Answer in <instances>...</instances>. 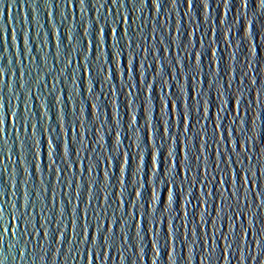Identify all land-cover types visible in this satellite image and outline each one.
I'll return each instance as SVG.
<instances>
[{
	"label": "water",
	"instance_id": "water-1",
	"mask_svg": "<svg viewBox=\"0 0 264 264\" xmlns=\"http://www.w3.org/2000/svg\"><path fill=\"white\" fill-rule=\"evenodd\" d=\"M93 33L97 42L105 40L97 54L91 49ZM118 36L124 37V54L109 63L107 52L115 50ZM133 36L139 54L135 72L126 76L133 52L127 45ZM139 45L150 48L149 53ZM165 72L176 75L177 81ZM141 81L142 92L135 86ZM162 81H167L163 88ZM149 84L155 85V92ZM217 89L226 94L218 98ZM189 93L193 105L203 94L207 112L193 107L181 124ZM165 94L174 101L170 133L161 141L149 130L145 147L141 140L146 122L155 127L159 121L163 127L169 120L161 101ZM0 97L5 105L0 108L5 121L0 124V207L4 222L10 220L17 233L0 227L3 264L264 261V241L258 245L264 238V7L259 0H192L191 6L188 0H0ZM221 100L227 101V112H219ZM26 117L35 129L20 127ZM56 123L61 125L59 133L51 131ZM190 123L194 126L188 130ZM26 136L32 137V151L22 146ZM57 139L59 157L68 162L65 173L59 158L61 173L48 169ZM177 171L175 186L166 185L164 178L170 180ZM73 177L75 185L68 188ZM237 187L245 214L233 216V221L241 241L227 249L233 221H221L220 216L232 215V210L221 211V194L227 198ZM46 188L47 207L52 209L47 212L50 235L43 238L40 230L39 236L22 237L25 225L10 213H25L33 224L35 217L38 222L43 196L35 209L31 201L35 190ZM173 192L178 202H170ZM228 203L235 206L236 197ZM65 205L69 214L79 205L82 224L87 211L93 237L87 252L83 243L72 245L70 228L69 242L67 235L56 242L55 215L59 219ZM93 209L107 211L106 242L100 240ZM40 222L46 223L43 218ZM100 224L105 226L103 218ZM221 233L229 234L228 240ZM94 251L100 253L96 258Z\"/></svg>",
	"mask_w": 264,
	"mask_h": 264
},
{
	"label": "snow or ice",
	"instance_id": "snow-or-ice-1",
	"mask_svg": "<svg viewBox=\"0 0 264 264\" xmlns=\"http://www.w3.org/2000/svg\"><path fill=\"white\" fill-rule=\"evenodd\" d=\"M117 2V0H112V3L115 4ZM140 2H143V0H140ZM81 4L85 3V0H80ZM192 0H188V4L189 6H191ZM245 4H246V0H245ZM259 5L260 7H264V0H259ZM7 7V6H6ZM101 7H103V5L101 4ZM101 33L106 37L107 32L103 29H101ZM125 35H127V33H125ZM135 36H133L131 38V41L128 43L127 47L128 48H133V52H132V57L129 60V67L125 68L124 70V74L127 76L129 75L130 72L134 73L135 72V60L138 56V52L135 51L134 48V44H135ZM124 41V37L123 36H118L116 41H115V45H114V49L113 48H109L108 52H107V56H108V62L109 63H114V58L115 57H120L121 55L124 54V50H125V45L123 43ZM160 43H163V41H160ZM105 44V40H100L99 42H97L96 39V35L95 33H93L92 36V41H91V49L93 51L94 54L99 53L101 45ZM149 49L148 47H146L145 45H139V50L145 53H149ZM212 55H215V53L213 52ZM96 59L99 62L101 57L99 55H96ZM144 59H147V56L144 57ZM70 63V61H69ZM100 73L102 74L104 71L103 68V64L100 65L99 68ZM165 75H170L171 79L174 81H177V76L167 73H164ZM160 73H157V76H160ZM243 75L245 77H247V72H244ZM194 78V77H193ZM81 83H83V78L81 77ZM143 83H145V81H141L139 84L135 85L136 87L139 88V90L142 92L143 91ZM241 83H243V80L241 81ZM167 84V81H162L161 82V88H163L165 85ZM149 88H151L153 90V92H155V85L149 84L148 85ZM211 88V85L209 86ZM224 87V86H222ZM227 89L231 88V83L229 82V84L226 86ZM91 91V88L89 89ZM217 94H218V98L222 97L226 94L225 91H222L221 89H217ZM173 96H175V93H173ZM176 99L178 100L179 97H176ZM232 99L231 94H229V100ZM161 101L163 102L162 107L165 110L164 111V115L169 117V120L164 122L163 127L159 126V121L157 122V126H153L151 123H147L144 126V134L141 140V143L144 144L145 147H147L148 144V140H149V136H148V132L149 130H153L154 132V136L158 137L161 141L165 140V134L170 133V129H171V122H170V117L172 115V104H173V97L172 96H167V94H165V96L161 97ZM227 101L221 100L220 103V109L219 112H227L228 110L224 108V104ZM237 103H239V101H237ZM193 107H196L197 109H199L200 107H203V110L205 112H207V102L204 101L203 99V94L199 95V98L196 99L195 101V105H193L192 103V96L191 93H189L188 96V108L187 111L181 112L180 114V123L183 124L184 120L187 119L193 109ZM0 108H5V105L3 103V97H0ZM219 112H218V116H219ZM7 113L5 112L4 115H6ZM16 119H20L18 114H14ZM205 120L209 119L207 116L203 117ZM224 117H220V119H223ZM42 119V118H41ZM5 121L3 119H0V124L4 123ZM40 123V121H37V124ZM253 124H255V121H252ZM57 126L52 128L51 131L55 132V133H59L61 125L59 123H56ZM36 124H31L30 120L26 117L24 118L21 123H20V127L24 128V129H28L29 127L35 129L36 128ZM194 125H192L191 123L188 125V130H191V128ZM216 127H222V125L217 124ZM139 129H137L138 131ZM206 130V129H205ZM3 129H0V132H2ZM215 131V129H214ZM43 135V131L41 133V136ZM119 135V133H117V136ZM32 139V137H27L25 138L24 142H23V148H25L27 151H32L31 149V145H29L28 141ZM35 144L39 145L42 143L41 140H36L34 141ZM53 143L55 144V147L50 151L49 155L51 158V163L48 164V169L49 172H52L53 169L54 171H59L61 173L62 171V167H60V164H57V158H59L60 162L63 166V171L64 173L67 171L68 168V162L67 160L60 158L59 157V148H60V144L58 139L53 141ZM117 144H119V140H117ZM205 144H207V141H205ZM240 144V141L238 140V146ZM162 146V145H161ZM69 148H71V143L69 144ZM178 151V149H177ZM71 153L69 152L68 155H70ZM149 154L151 155V151L149 150ZM222 156V153L220 154ZM21 159V157H20ZM34 159H35V155H34ZM189 159H191V157H189ZM195 159L197 161H199L201 159L200 155H197L195 157ZM131 160V157H129V161ZM220 164L219 161H217L215 163V167L219 168ZM179 168V164H177V169ZM187 172L191 173L192 167L191 164L189 163L187 166ZM90 169H86V171H88ZM208 170V166H205V171ZM25 172L28 171L27 168L24 169ZM238 176V174H237ZM179 178V172L177 171L175 175L172 176V178L169 180L167 178H164V183L167 185L168 183L173 184V186H175L176 184V180ZM197 178H199V173L197 174ZM207 179V177H205V180ZM216 178L213 177V181ZM251 181V180H249ZM248 181V183H249ZM187 182V177H186V181ZM221 183H225L226 181L221 180ZM252 183V181H251ZM75 185V177H73V179L71 181L68 182L67 187L68 188H72ZM192 187L195 186V182H192L191 184ZM167 190V189H165ZM240 192V187H237L236 190L232 193H230V196L227 198H224L223 195L222 196V207H221V211H223L224 207H228L229 209L232 210V215H228L227 213H225V215L220 216L221 221H224L225 219H227L228 221H233V216L235 215H241L243 216L245 214V208L241 207L239 205V194ZM43 193V195H42ZM62 196L65 195V193L62 191ZM26 207H29L30 204V199H29V193L27 192L26 194ZM70 195V193L68 194ZM137 195H140V193H137ZM260 195L264 196V192L260 193ZM41 196H43V201H44V206L41 207L40 209V213H43L41 216H39V221L37 222L36 217H35V224H33L32 219H29V215L25 214V213H21L18 217L15 215V212L10 213V216L13 219H19L21 220L25 227L24 230L20 233V235L22 237H24L25 235L29 236H33V233H36L37 236H39L40 234V230H43V238L44 237H48L50 235V229H49V225L47 223V221H49L51 219L50 216L47 215L48 211H52V209H48L47 207V200H48V189H44L43 192H41L39 189L35 190V198L34 200L31 201V207L33 209H35V204L38 198H40ZM81 194H78V198H80ZM232 197H236L237 199V204L235 206H233L232 204L228 203V201L232 198ZM98 198L99 197H95ZM175 198V202H178L179 197L176 196L175 192L170 193L169 195V200L170 202L173 201ZM53 199H55V197H53ZM82 199H81V203H82ZM161 203H163V198L161 197ZM71 204V199H69L67 201V205ZM89 205H91V199L89 200ZM246 206H250V205H246ZM11 207L16 208V205H11ZM236 209H239V211H237ZM4 209L2 207H0V222H4ZM93 213L95 215L96 218V227L97 230L100 232V240L102 242H106L108 237L105 235L107 228H106V221H107V211L105 209H101V211H96V209H93ZM57 215V214H56ZM55 215V224H56V228L57 231L55 233V239L57 242V237H61L60 242L65 238V236H68V242H69V235H68V231L67 229H71V233H72V237L73 239L71 240L72 245L76 244L77 247L83 243L86 247H85V252H87V245L91 244L93 242V237L91 235L90 232V228H91V221L89 219V216L87 214V211H85V215H84V223H81V213H80V208L79 205L75 206L74 208H72L71 213H68V208L65 205V208L63 211H61L59 213V219L56 218ZM41 218H43V220L46 221V223H41ZM105 220V226L101 227L100 221L101 219ZM66 221V222H65ZM203 223H208L209 221L207 219H203L202 218ZM6 223V227L4 226V224ZM212 223L214 224L215 221H212ZM0 227H2L4 229L5 232H11L12 235H17V233L12 231V225H11V221H6L4 223H0ZM31 228V230H30ZM229 234L233 237V239L231 241H229V243L227 244V249H232L233 244H236L237 246H240V241H241V233L239 231H236L234 229V221H233V226L230 227V232ZM229 234H225V233H221V235L224 237L225 240H228L229 238ZM245 235H247V232H245ZM252 235H257L256 233H252ZM261 241H264V238H261L258 241V245H260ZM14 246V245H11ZM101 248H103V243L100 245ZM244 247H241V251L243 252ZM71 251V249H70ZM93 258L98 257L100 255V253L98 252H93L92 253ZM21 256H23V253H21ZM255 258V257H253ZM0 264H3V261L0 260ZM261 264H264V261L261 262Z\"/></svg>",
	"mask_w": 264,
	"mask_h": 264
}]
</instances>
